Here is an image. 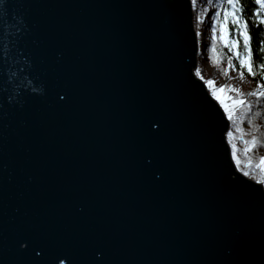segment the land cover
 Wrapping results in <instances>:
<instances>
[{
	"label": "water",
	"instance_id": "1",
	"mask_svg": "<svg viewBox=\"0 0 264 264\" xmlns=\"http://www.w3.org/2000/svg\"><path fill=\"white\" fill-rule=\"evenodd\" d=\"M198 49L191 0L0 2V264H264Z\"/></svg>",
	"mask_w": 264,
	"mask_h": 264
},
{
	"label": "trees",
	"instance_id": "2",
	"mask_svg": "<svg viewBox=\"0 0 264 264\" xmlns=\"http://www.w3.org/2000/svg\"><path fill=\"white\" fill-rule=\"evenodd\" d=\"M200 2L204 3L205 8L200 6ZM225 5L226 0H196L193 6L194 26L197 32L201 31L202 27L206 26L202 19L207 10L211 9L210 13H217V15L210 17L211 21L207 26V28L212 31L211 35H213L214 39L210 40L209 45H204L205 52L209 53V59L216 58L215 54L217 53L218 59L222 60L223 64L230 62L233 69L238 70L240 76L250 82L249 85H251V89L255 90L258 86H263L264 88V23L260 22L264 21V9H260L259 14L256 15L254 13L258 6L254 5V0H243V12H240L239 9L237 10V18L241 19L242 17L240 26L243 27L244 24L249 26L250 53H246L243 39L239 36L237 31L233 30L231 16H229L227 24L229 39L230 41L235 39L237 41V47L234 51L230 50L229 47L224 45L219 39V26L220 22L224 19V13L221 9ZM231 11L232 9L229 8L230 13ZM209 47L213 49L214 53L209 50ZM237 53L245 56L250 54V63L253 65L251 74L246 68H241ZM241 90L238 96H246L249 93V91L241 93ZM229 133H231V135H228V143L232 146L238 144L239 148L243 150H240V154L242 156L248 155L247 160L252 167L247 171L242 169L244 168L243 165H239L240 171L248 173L247 177L250 179L262 181L264 184V177L257 174L256 170L253 169V166L259 163V158L264 156V91L257 92L248 98L243 107L238 111L236 117L230 120ZM244 161L242 159L241 162L244 163Z\"/></svg>",
	"mask_w": 264,
	"mask_h": 264
},
{
	"label": "rangeland",
	"instance_id": "3",
	"mask_svg": "<svg viewBox=\"0 0 264 264\" xmlns=\"http://www.w3.org/2000/svg\"><path fill=\"white\" fill-rule=\"evenodd\" d=\"M200 3H201L200 6L205 8L204 3H202V2H200ZM192 10H193V5H192ZM210 12H211V9L207 10L205 15L203 16L202 20L204 21L206 26L202 27L201 31L197 32L196 28L194 26L196 35H197V33H199L201 35V36L197 35L199 49H198V56H197V69L194 72H195L197 77H199L200 79H202L204 81L207 88L210 89L211 91L213 88H220V87L224 88L222 95L229 98L227 100V102L229 103L231 110L234 111L232 114V117H231V119H232V118L236 117L238 111L243 107V105L246 103V101L248 100V98L251 95H254L257 92L264 91V88H263V86H258L255 90L251 89V85H249L250 82H248L245 78L241 77L240 72L238 70L233 69L230 62L223 64L222 60L218 59L217 53L215 54L216 58L214 57L212 59H209V53L205 52V46L204 45L205 44L209 45L210 40L214 39L213 35H211L212 31H210L207 28V26L209 25V23L211 21L210 16H209ZM193 23H195L194 15H193ZM219 29H220V26H219ZM219 35H220V31H219ZM228 41L231 42L229 39V33H228ZM222 43L225 45L224 42H222ZM209 50L214 53L212 48L209 47ZM199 54H201V55H199ZM199 64H200V66H199ZM209 79L214 81L213 85H209L207 83V81ZM241 85H242V88H241ZM240 90H241V93H244L245 91H249V93L246 96H238V93L240 92ZM233 100L243 101V104H236L233 106L232 105ZM229 130H230V127H229ZM227 133H229V131ZM226 137H227V141H228V135H226ZM229 146L231 148L232 158H233L234 162L236 163L238 170L240 171L239 168L241 165H243L244 168H242V169L249 171L251 164L247 160L248 155H244L246 158L245 159L244 156H242L240 154V150H242V148L240 149L238 144H236L235 146H232L229 143ZM233 153L235 154V156H233ZM241 158L243 159V161L245 160L244 163L241 162L242 161ZM253 167H254L253 169L256 170L257 174L264 177V168H262L259 165V163ZM241 173L244 175L243 172H241ZM251 180H253V179H251ZM253 181H256V180H253ZM257 182L263 183L262 181H257Z\"/></svg>",
	"mask_w": 264,
	"mask_h": 264
},
{
	"label": "snow or ice",
	"instance_id": "4",
	"mask_svg": "<svg viewBox=\"0 0 264 264\" xmlns=\"http://www.w3.org/2000/svg\"><path fill=\"white\" fill-rule=\"evenodd\" d=\"M0 2H2V0H0ZM196 0H192L193 6L195 5ZM254 5H257L258 7L256 8V11L254 14L258 15L260 9H264V0H254ZM229 8L232 9L231 13L229 12ZM239 9L240 12H243V0H226V5L224 7H222L221 11H223L224 13V19L223 21L220 22V36L219 39L225 43V45L227 47H229L230 50H235L236 48V44L237 41L235 39L231 40V42L228 41V28H227V24L229 21V16H231V23L233 26V30L237 31L239 36L243 39L244 41V50L246 53H250V49H249V35H248V31H249V26L247 24H244L243 27H241V19L237 18V10ZM213 15H217V13L212 12L209 13V16H213ZM261 23H264V21H260ZM214 31V29H213ZM197 35H200L199 33H197ZM237 58L239 60V64L241 66V68H246L247 71L251 74L252 70H253V65L252 63H250L251 60V56L250 54L248 56L245 55H240L239 53H237ZM242 75V73H241ZM207 83L209 85H213L214 81L209 79L207 81ZM224 91L223 87L220 88H213L211 95L214 98V100L216 102H218L219 106L223 109V111L228 115V118L231 119L232 117V110L229 106V103L227 102V100L229 99L228 97H225L222 95ZM236 104H243V101L240 100H233L232 101V105H236ZM226 135H231V133H226ZM233 156H235V154L233 153ZM259 165L264 168V157H260L259 158ZM245 176L248 175V173H244ZM262 191H264V189H262ZM59 264H65V260L64 259H60L59 260Z\"/></svg>",
	"mask_w": 264,
	"mask_h": 264
}]
</instances>
